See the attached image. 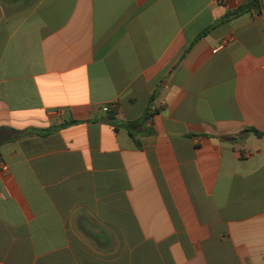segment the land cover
<instances>
[{
  "label": "crops",
  "instance_id": "crops-1",
  "mask_svg": "<svg viewBox=\"0 0 264 264\" xmlns=\"http://www.w3.org/2000/svg\"><path fill=\"white\" fill-rule=\"evenodd\" d=\"M243 5L0 0V264H264V0L199 38Z\"/></svg>",
  "mask_w": 264,
  "mask_h": 264
},
{
  "label": "trees",
  "instance_id": "trees-1",
  "mask_svg": "<svg viewBox=\"0 0 264 264\" xmlns=\"http://www.w3.org/2000/svg\"><path fill=\"white\" fill-rule=\"evenodd\" d=\"M261 3H262V0H250V2L244 4L238 10H235V11H232V12L226 14L221 20H219V22H217L216 24L212 25L211 27L206 29L204 32H202L201 35L199 36V38L204 37L210 30L214 29L218 24L227 22L230 19H232L236 16H239L243 13H246L247 11H250L252 9H258L260 7ZM113 112H110V114H108V116H109V119L114 122L115 118L113 117ZM124 127H126L129 130L128 124L124 125ZM21 134L22 133H20V135Z\"/></svg>",
  "mask_w": 264,
  "mask_h": 264
},
{
  "label": "built area",
  "instance_id": "built-area-1",
  "mask_svg": "<svg viewBox=\"0 0 264 264\" xmlns=\"http://www.w3.org/2000/svg\"><path fill=\"white\" fill-rule=\"evenodd\" d=\"M232 1L237 5H242V4H246V3L250 2V0H232ZM117 110H118V108H117V105H115V104H108L102 108L103 113H105L107 115L113 111L117 112ZM0 171H2V172L8 171L7 165L1 159H0Z\"/></svg>",
  "mask_w": 264,
  "mask_h": 264
}]
</instances>
